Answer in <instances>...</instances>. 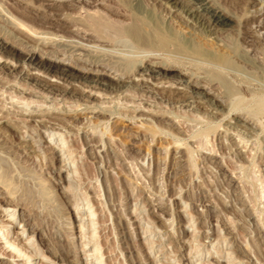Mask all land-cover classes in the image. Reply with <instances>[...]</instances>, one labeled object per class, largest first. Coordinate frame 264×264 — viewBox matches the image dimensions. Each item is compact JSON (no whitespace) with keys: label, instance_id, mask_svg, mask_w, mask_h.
<instances>
[{"label":"rangeland","instance_id":"1","mask_svg":"<svg viewBox=\"0 0 264 264\" xmlns=\"http://www.w3.org/2000/svg\"><path fill=\"white\" fill-rule=\"evenodd\" d=\"M53 1L48 0V3ZM210 2L219 5L229 16L228 25L216 34V40L222 44L219 47L213 45V40L206 45L205 39L197 34L198 29L192 28L190 21L178 10L172 9L166 16L169 8L163 0H105L106 5L98 7L108 14V18L123 23L131 22L139 13L140 17L151 19L150 23L161 21L164 28L173 30L178 41L182 40L180 44L197 43L205 53L219 58V53L231 55V66L224 68L197 61L200 57L195 54L172 52V46L168 52L160 51L165 58L182 59L181 64L184 62L185 67L180 66L187 70L192 81L205 74V78L213 81L212 94L208 92L210 88L194 87L185 89L181 95H173L164 88L172 83L171 80L169 84L168 81L158 83L146 74L144 78H148V82L139 86L142 69H134L132 61L141 58L143 49L125 34L113 35L104 50L93 53L85 51L92 47L74 42L80 37L72 31H60L65 35L66 43L58 46L66 57L62 55L63 61H53L52 55L43 57L44 68L32 64L30 67L36 69L28 70L30 67L23 64L24 53L20 49L13 51L14 56L5 52L0 58V175L9 173L10 176L4 177L8 178L16 197L10 205L2 206L6 208L1 212L5 216L0 225L9 222L5 229L9 234L6 238L2 235L4 229L0 230V251L4 253H0L1 264L6 261L43 264L42 253L49 258L50 264H264V108L260 109L264 103V40L261 38L264 34V0L258 4L252 0ZM56 3L64 6H46L43 0H0V36L13 38L14 32L6 17L11 13L39 30L48 28L37 20L36 15L60 18L70 28L81 22L77 20L80 19L78 5L66 1ZM25 5L31 15L25 14ZM85 7L94 9L96 6L86 4ZM109 10H119L126 15L120 16ZM174 18L179 21L174 20L176 26L169 23ZM82 19L87 20V17ZM258 21L263 26L257 25ZM188 22L190 24H186ZM254 27L259 29V40H252ZM144 30L148 31L147 28ZM121 39L123 44L118 42ZM79 53L84 58L89 55L91 60L102 59L100 61L107 66L110 64L109 67L126 69L135 75L120 80L112 79L110 76L115 73L111 71L97 75L82 73L79 67L85 63L79 60ZM48 62L54 63L49 72L45 70ZM127 62L131 63L126 65ZM14 63L15 67H11ZM121 63L123 67L120 68ZM62 66L68 68L71 77L58 76ZM32 72L50 80L56 89L37 86L27 78ZM178 76L182 74L175 69L166 79ZM97 78L107 85L97 84L94 88L93 80ZM85 80L90 82L88 87L85 82H78ZM153 82L158 83L160 93L149 86ZM163 84L161 88L159 85ZM175 84L184 87V83H172L171 87ZM215 85L223 89L215 88ZM66 87L81 89L79 96L59 93ZM220 89L235 93L229 98L231 102L215 104L217 100L212 95ZM232 98H235L234 102H241H238L239 108L243 106L248 111L241 108L242 111H238L235 106L238 103L234 104ZM257 105L260 111L256 110ZM134 112L136 116L129 118ZM238 114L254 117L258 124L261 123L260 127L244 129L242 122L232 120L238 118ZM7 118L17 128L3 122ZM105 126L108 131L103 134V139L95 136V147L85 144L84 136H89L93 128L101 131L100 128ZM23 131L24 140L20 138ZM234 141L240 143L236 145ZM212 146L214 148L208 150ZM11 213H14L13 222L8 221ZM22 228L25 232L20 236L19 246L29 254L33 253V257L25 254L10 256L7 241L15 240ZM238 248H241L237 254L239 259L234 253ZM36 251L37 256L34 255Z\"/></svg>","mask_w":264,"mask_h":264},{"label":"bare ground","instance_id":"2","mask_svg":"<svg viewBox=\"0 0 264 264\" xmlns=\"http://www.w3.org/2000/svg\"><path fill=\"white\" fill-rule=\"evenodd\" d=\"M47 1V3L45 2ZM59 2V1H66L68 4L70 5H78L79 8H80V11H78V14L75 12V15H73L75 18H76V15L77 16H80V19L77 18V20L81 21V22H78V24L74 25V28H70V25L66 24V22L64 21H61L59 20L60 18H57V17H52V16H49V15H36L35 14L33 16H35L37 18V20H39V22L41 24H46L48 29L46 30H39L37 27L33 26L32 24H29V23H26L24 20L16 17V16H13V15H8L6 16L8 18V26L10 27V29L14 32L13 34V38H9L7 36L5 37H1L0 36V49H2L3 51L1 52L0 51V58L3 57V55H5V52H8L10 53V55H13V51H15V49H20L24 54L22 55L23 56V64H26L27 66H31L32 64H35V66L39 65V66H42L43 67V57L47 58L49 55L51 56H54V59L53 61H56V60H62L63 57L62 55L65 56V53L62 51L63 49H60L58 45H62L63 43H66V39H64L65 35L64 34H61L59 33L60 31H72L74 33V35L76 34V36L80 37L78 38V40L74 41L73 38H71V43L72 41L74 42H78L81 44V46L85 47H92L93 49L91 48H85L87 50H90L91 52L93 53H96L98 52V50H104V47L105 46H108V44L111 42V37L115 34H125L124 36H127L129 37V40H130V37L136 42V44L139 46V48L143 49V55L141 56V58H137L138 60H136L135 62L132 61V64L134 65V69H139L141 68V78H140V82H139V86L142 85H146L145 83L148 82V78H144L145 74L148 76V77H152V78H155V81H157L158 83L160 82H165V81H168V84H169V81L171 80V82L174 84V83H184V87H178L177 84H175V86L171 87L172 86V83L166 87H164V84L163 85H159L161 88L164 87V88H167L168 91H170V93H172L173 95H177V94H180V93H183L185 89H188V88H196V87H202L204 90L210 88L212 85H213V81H210L208 80V78H205V74L204 76L202 77H198L196 78L197 80L195 81H192L190 77L187 76V70L184 69V65L181 64V60L179 61H176L174 59H170V58H165L162 54V52H160L161 50L164 52H168V49L172 46V52H183V53H188V56L189 54H195L197 56H199L200 60H197V61H203V62H208V63H211L213 64V66H217V67H226V66H231V60L229 57H232L231 55L228 56V54H220V58L219 57H215V56H212V55H208L207 53H205V51L201 48H199L200 46H198V44L196 43L195 45H183V44H180L182 42H179L178 39L175 37V33L173 34V30L172 31H168L166 28L163 27L161 21H153L150 23V21H152L151 19H147L146 18L144 19V17H140V15H134L133 18H132V21L129 22V23H123L122 21H118V20H115V19H111V18H108V14L100 11V7H98V5L102 4L104 5L105 4V0H55L53 2H50L48 3V0H43V4L46 5V6H53V7H60V6H64V4H61V3H56V2ZM28 2V1H27ZM252 2L254 4H258L260 3V0H252ZM119 3V2H118ZM163 3L164 5H166V7H168V11L166 14V16H169V11H171L172 9L173 10H178L182 16H184L187 21H190L192 28L195 27L196 30L198 29V32L197 34H199L201 37H203L206 41V45L209 44L210 45V40H213L214 43L213 45H215V47H219V46H222V44L219 42V40H216V34L220 32V29H224L227 25H228V21H229V16L228 14H226L224 11H222V9H220L219 5H215L213 4L212 2H210V0H163ZM28 4V3H27ZM86 4H93V6H96L94 9H87L85 7ZM3 5V4H2ZM106 5V4H105ZM262 5V3H261ZM109 6V5H108ZM123 6V5H121ZM177 6V7H176ZM55 8V9H56ZM91 8V7H90ZM119 8V7H118ZM117 8V9H118ZM125 8V7H124ZM25 14L27 15H31L30 14V9L28 8L27 5H25ZM54 9V10H55ZM72 9V8H71ZM75 9V8H74ZM107 9H110V8H107ZM116 9V8H115ZM133 9V8H132ZM7 10V9H5ZM60 10V9H59ZM134 10V9H133ZM137 10V9H136ZM135 10V11H136ZM8 11V10H7ZM74 11V10H73ZM72 11V13H74ZM109 11H112L114 13H117V14H120V16L122 15H126L125 13L119 11V10H109ZM108 11V12H109ZM123 11V10H122ZM251 11V10H250ZM61 12V11H60ZM63 12V11H62ZM106 12V11H105ZM131 12V11H130ZM83 13V15H81ZM132 13V12H131ZM255 13V12H254ZM53 14H55L53 12ZM64 14V12H63ZM143 14V13H142ZM115 15V14H114ZM112 15V16H114ZM3 16V15H2ZM1 16V17H2ZM164 16V15H163ZM250 16V15H249ZM83 17H87V20L86 19H82ZM4 18V16H3ZM150 18V17H149ZM166 20L169 19V17H165ZM173 18V17H172ZM73 19V18H72ZM82 19V20H81ZM131 19V17H130ZM4 20V19H3ZM124 20V19H123ZM150 20V21H149ZM174 20L175 18L173 19V21L170 19L169 23L170 24H173L174 26L177 25V23L175 24L174 23ZM74 21V20H73ZM72 21V22H73ZM176 22H179L177 21V19L175 20ZM75 22V23H76ZM125 22H128V21H125ZM173 22V23H171ZM183 22V21H182ZM185 22V20H184ZM2 23V22H1ZM71 23V22H70ZM189 22L186 23V24H190ZM7 24V22H6ZM74 24V23H73ZM5 25V24H4ZM168 25V24H167ZM172 25V26H173ZM180 25V24H179ZM182 25V24H181ZM260 27L263 26V24H259V21H258V24ZM7 26V25H6ZM45 26V25H44ZM72 26V25H71ZM252 26V25H251ZM182 27V26H181ZM257 27V26H256ZM144 28H147L148 31H145ZM194 28V29H195ZM8 29V28H7ZM169 29L171 30V27H169ZM179 29L181 30V28L179 27ZM193 29V32L195 31ZM264 29V27H263ZM179 30V31H180ZM192 31V29H191ZM258 31L259 29H256L255 27L252 29V40H255L258 39L259 40V34H258ZM184 32V31H183ZM181 32V33H183ZM12 33V32H11ZM10 33V34H11ZM179 33V32H178ZM180 34V33H179ZM190 34H192L190 32ZM220 34V33H219ZM7 35V34H6ZM193 35V34H192ZM196 35V34H195ZM73 36V35H72ZM184 36V34H183ZM189 36V35H188ZM220 36V35H218ZM262 36V35H261ZM123 37V36H122ZM199 37V36H198ZM115 38V37H114ZM117 38V37H116ZM120 38V37H119ZM124 38V37H123ZM263 40H264V34L263 36L261 37ZM75 39V38H74ZM80 39V40H79ZM184 39V37H183ZM201 39V38H200ZM69 40V38H68ZM116 40V39H115ZM114 40V44L116 43V41ZM262 40V41H263ZM70 41V40H69ZM123 41H125V39H123ZM84 42H90L93 44L89 45L87 43H84ZM98 42V43H97ZM118 42H120V44H123L121 43L122 42V39L121 41L119 40ZM130 42V41H129ZM185 42V41H184ZM131 43H133V41H131ZM131 43H129L128 45H130ZM203 43V42H202ZM113 44V43H111ZM110 44V45H111ZM134 44V45H136ZM125 45V44H124ZM136 45V46H137ZM212 45V43H211ZM75 46V45H74ZM115 46V45H114ZM120 46H123V45H120ZM132 46V44H131ZM129 47V48H132V47ZM136 46H134L136 48ZM198 46V47H197ZM231 46V45H230ZM73 47V46H72ZM76 47V46H75ZM118 47V45H117ZM125 47V46H124ZM122 47V49L124 48ZM138 48V47H137ZM226 48V47H225ZM248 48V47H247ZM6 49V51H5ZM79 49V47H78ZM80 49H83V48H80ZM129 50V49H128ZM229 50V49H228ZM129 51H132V50H129ZM133 51H134V48H133ZM170 51V50H169ZM233 51V49L231 50ZM66 52V51H65ZM79 52V51H78ZM81 52H83L81 50ZM88 52V51H87ZM125 52V51H124ZM128 52V51H127ZM230 53V51H228ZM75 53V52H74ZM103 53V52H102ZM106 54V52H104ZM103 53V54H104ZM109 53V52H108ZM141 53V52H140ZM69 54V53H68ZM110 54V53H109ZM176 54V53H175ZM180 54V53H179ZM235 54V53H233ZM67 55V54H66ZM76 55V54H75ZM81 53L78 54V58L79 60L81 61H84L85 65H82V67L80 66L79 69L82 73H94L95 75L97 74H105L106 71H111L113 73H115L113 76H110L112 77V79H115V78H118L120 80H123L125 79L126 77H130V75H135V72L132 73V72H129V71H125L126 69L124 70H121L123 67V64L121 63L122 66H120L121 69H117L118 67L113 68V67H109V65L107 66L106 64H104L102 61V59H99V60H91L88 56L89 55H86L87 57L84 58ZM101 55V54H100ZM107 55V54H106ZM113 55V54H112ZM129 55V54H128ZM173 55V54H171ZM185 55V54H184ZM195 55L193 57H195ZM208 55V56H207ZM14 56V55H13ZM39 56V57H38ZM41 56V57H40ZM94 56V55H92ZM97 56V55H95ZM99 56V55H98ZM115 55H113L114 57ZM236 55H234L235 57ZM66 57V56H65ZM69 57V56H68ZM67 57V58H68ZM107 57H109V55H107ZM107 57H104L107 58ZM125 57H129V56H125ZM132 57V56H131ZM169 57V56H168ZM77 58V57H76ZM89 58V59H87ZM101 58V56L99 57ZM163 58V60H162ZM165 58V59H164ZM177 58V57H176ZM196 58V57H195ZM194 58V59H195ZM236 58V57H235ZM239 58V57H238ZM71 59H73V56L71 57ZM123 59V58H121ZM126 59V58H125ZM179 59V58H178ZM197 59V58H196ZM195 59V60H196ZM38 60V61H37ZM51 60V59H50ZM191 60V59H190ZM193 60V59H192ZM37 61V62H36ZM45 61V60H44ZM63 61V60H62ZM106 61V60H105ZM186 61V60H185ZM47 62V60H46ZM187 62V61H186ZM190 62V61H189ZM188 62V64H190ZM191 62H194V61H191ZM70 63V62H69ZM128 63V62H127ZM131 63V62H130ZM130 63L126 64V65H129ZM196 63V62H195ZM200 63V62H199ZM48 66L45 68V70H48L51 71V67L54 65L53 62H48L47 63ZM71 64V63H70ZM116 61H115V63ZM187 64V63H186ZM194 64V63H192ZM191 64V65H192ZM197 64V63H196ZM202 64V63H201ZM206 64V63H205ZM76 65V64H75ZM115 65V66H116ZM120 65V64H118ZM184 66V67H181V66ZM199 65V64H198ZM197 65V66H198ZM38 66V67H39ZM114 66V65H112ZM114 66V67H115ZM181 68H180V67ZM187 66V65H186ZM206 66H208L206 64ZM205 66V67H206ZM11 67H15V63H14V66L11 65ZM188 67V66H187ZM198 67L201 68V66L199 65ZM209 67V66H208ZM207 67V68H208ZM22 68H24V65L22 66ZM36 69L35 67H30L28 70L30 69ZM131 69V67H130ZM175 69H178V73L179 74H182V76H178V77H170V78H167L166 77L168 76V74L170 73V71L172 70H175ZM210 69H212V67H210ZM232 69V68H231ZM67 70L68 68L67 67H63L62 66V71L59 72L58 76L62 75V77H71V74H68L67 73ZM192 70V69H191ZM194 70V68H193ZM196 70V69H195ZM25 73V71H23ZM197 72V71H196ZM200 72V71H199ZM132 73V74H131ZM189 73V72H188ZM205 73V72H204ZM28 74V71L27 73ZM207 74V73H206ZM32 76L30 77H27L28 79H31V81H34L35 84L37 86H40V87H45L46 88H51V89H56V86L49 82L50 80L48 79H45L43 78L42 76H39L37 73H31ZM184 75V76H183ZM186 75V76H185ZM59 76V77H60ZM210 76V75H209ZM61 77V78H62ZM134 77V76H132ZM174 78V79H173ZM203 79V80H202ZM67 80V79H66ZM241 80V79H240ZM96 84L93 86L94 88L98 87L97 84H102V85H107V83H104V82H101V81H98V78L97 79H94L93 80ZM125 81V80H124ZM129 80H127L126 83H128ZM137 81V80H136ZM136 81H133V82H136ZM139 81V80H138ZM220 81V80H219ZM78 82H85V86L88 87V81L85 80V81H78ZM72 83V82H71ZM125 83V84H126ZM155 82H153L152 84H150L149 86L152 87L153 91L154 90H158L159 92V89H158V83L154 84ZM217 83V82H216ZM243 83V82H242ZM247 83V82H246ZM240 84V83H239ZM109 85V84H108ZM114 85V83H113ZM219 85V84H218ZM217 85V87H218ZM238 85V84H237ZM243 85V84H241ZM222 86V85H221ZM239 86V85H238ZM215 88L216 85L214 86ZM213 87V88H214ZM60 88V87H59ZM113 88V87H111ZM180 88H183L182 90ZM214 88V89H215ZM218 88H221V87H218ZM115 89V88H114ZM223 89V88H221ZM221 89L220 91H218V93H214L212 96L217 100L216 101V105L217 103H219V105H223V103H228L232 97V95L234 94H230V93H225V92H221ZM226 89V87H225ZM235 89V88H234ZM243 89V88H241ZM247 89V88H246ZM80 90L81 89H77V88H74V87H66L65 89H62V90H59L60 92L59 93H72V95H75V96H79L80 94ZM142 90V89H140ZM144 90V89H143ZM166 90V91H167ZM216 90V89H215ZM229 91H233V89H228ZM145 91V90H144ZM166 91H164L165 93H167ZM223 91V90H222ZM240 91V90H239ZM119 92V91H117ZM163 92V91H162ZM209 93L211 92H214L212 91V89L210 88L208 90ZM234 92V91H233ZM238 92V91H237ZM236 92V93H237ZM160 93V92H159ZM251 93V92H250ZM249 93V94H250ZM91 94V93H89ZM212 94V93H211ZM241 94V93H240ZM59 95V94H58ZM116 95V94H115ZM181 95V94H180ZM263 95V94H262ZM89 96V95H88ZM231 96V97H230ZM239 97H241L240 95H238ZM238 96L236 97L237 99H241L242 98H238ZM182 97V96H181ZM184 97V96H183ZM187 97V96H186ZM212 97V98H213ZM263 96H261L262 98ZM174 98V97H173ZM258 98V97H257ZM260 98V99H261ZM235 99V98H234ZM234 99L232 98V101L234 102ZM259 99V98H258ZM172 100V99H171ZM174 100V99H173ZM229 100V101H228ZM237 101V100H236ZM234 102L235 103H238L240 102L238 100V102ZM82 102V101H81ZM185 102V101H184ZM215 102V101H214ZM231 102V101H230ZM242 102V101H241ZM240 102V103H241ZM87 103V102H86ZM240 103H238L237 105L235 104V106L238 107V105H240ZM84 104V103H83ZM194 104V103H193ZM230 104H233V103H230ZM78 105V104H77ZM6 106V105H5ZM262 106V107H261ZM7 107V106H6ZM188 107V106H187ZM225 107V106H224ZM234 107V106H233ZM243 107V106H242ZM240 107L241 109H244L245 108H242ZM245 107V106H244ZM258 105L256 107V110L258 109ZM260 109H263L264 108V103H262L260 105ZM98 108V107H97ZM136 108V107H135ZM135 108H132L133 110H135ZM189 108V107H188ZM215 108V107H214ZM226 108V107H225ZM239 108V107H238ZM239 110L238 111H242V110ZM27 109V108H26ZM255 109V108H254ZM260 109H258L260 111ZM35 110V109H34ZM48 110V109H47ZM231 110V109H230ZM246 111H248L247 109H245ZM255 110V111H256ZM1 111V110H0ZM9 111V110H8ZM93 111V110H92ZM236 111V110H235ZM234 111V113H235ZM99 113H102L101 111H97ZM110 112V110H109ZM233 112V110H232ZM237 112V111H236ZM245 112V111H244ZM243 112V113H244ZM209 113V112H208ZM226 113V112H225ZM251 112H248L247 114H250ZM257 113V112H256ZM255 113V114H256ZM260 113V112H259ZM115 114V113H113ZM117 114V112H116ZM115 114V115H116ZM125 116H128V113L126 114V112L124 113ZM121 113V115H124ZM252 114V113H251ZM254 114V113H253ZM252 114V115H253ZM111 115V114H110ZM120 115V116H121ZM131 114H129L130 116ZM223 115V114H222ZM119 116V117H120ZM135 115V112L129 117V118H133ZM224 116V115H223ZM255 116V115H254ZM257 116V115H256ZM255 116V117H256ZM7 117V115L5 116ZM13 117V116H12ZM177 117V116H176ZM228 117V116H227ZM238 118H235L233 117L232 120L236 121V122H242L241 124L244 126V129L245 127L250 129V130H254V129H257L258 125H261V123L258 124V121L254 119V117H250V116H246V115H237ZM44 118V117H43ZM136 118V117H135ZM237 119H239L237 121ZM20 120V119H19ZM49 120V119H48ZM54 120V119H53ZM51 121V120H50ZM107 121V119H106ZM229 121V120H228ZM231 121V120H230ZM2 122V121H0ZM3 122H8L7 124H10L12 126H14L15 128H17V125H15V123H13V121H11L10 118H7L6 120H4ZM16 122V121H15ZM99 122V121H98ZM263 122V121H261ZM104 123V122H103ZM102 123V124H103ZM264 124V123H263ZM52 125V124H51ZM6 126V125H4ZM19 126V125H18ZM97 126V125H96ZM102 126V125H101ZM94 127V125L92 126ZM99 127V126H98ZM107 127L105 126V128L102 129V127L100 128L101 131H99V129L97 128H93L89 134V136H84V138L86 139V143L85 144H89L90 143V146H94L97 144L96 140L95 139V136L97 137V135L102 138L103 134H105L106 132V129ZM14 129V128H13ZM65 129V128H64ZM79 129V128H78ZM91 129V128H90ZM98 131H96V130ZM228 129V128H227ZM235 129H237L235 127ZM261 129V128H260ZM231 130V129H230ZM17 131V129H16ZM25 131V130H24ZM22 132V135L20 136V138L23 140L25 139L23 136L25 132ZM108 131V130H107ZM226 131V129H225ZM263 131V129H262ZM77 132V131H76ZM235 132V131H234ZM85 133V132H84ZM97 133V134H96ZM109 133H110V130H109ZM155 133V132H153ZM240 133V132H239ZM248 133V132H247ZM246 133V134H247ZM261 133V132H260ZM61 134V133H60ZM211 135V134H210ZM238 135V134H236ZM245 135V134H244ZM107 136V135H106ZM203 136V135H202ZM110 137V136H109ZM237 137V136H236ZM19 138V139H20ZM176 138V137H175ZM174 138V139H175ZM208 138V137H207ZM103 139V138H102ZM101 139V140H102ZM177 139V138H176ZM175 139V140H176ZM241 139V138H240ZM174 140V141H175ZM178 140V139H177ZM180 140V138H179ZM183 140V139H181ZM227 140V139H226ZM100 141V140H99ZM211 142H213L212 140H210ZM245 141H247L245 139ZM178 143H180L179 141H177ZM199 141H197L198 143ZM26 143V142H25ZM103 143V142H101ZM100 143V144H101ZM182 143V142H181ZM208 143V142H207ZM234 143L236 145H238L240 143V141H237ZM247 143V142H246ZM99 144V143H98ZM184 144V143H183ZM203 144V143H202ZM210 144V143H209ZM212 144V143H211ZM180 145V144H179ZM213 145V144H212ZM30 146V145H29ZM105 146V145H104ZM210 146V145H209ZM228 146V145H227ZM243 147H245L246 145L245 144H242ZM6 147V146H5ZM214 148V146H212L211 148H208V150L210 149V151ZM25 149V148H24ZM34 149V148H33ZM51 149V148H50ZM72 149V148H71ZM95 149V148H93ZM92 149V152L94 151ZM234 149V148H233ZM241 150V149H240ZM254 150V149H253ZM2 151V150H0ZM24 151V150H23ZM73 151V150H72ZM18 153V152H17ZM16 153V154H17ZM73 153V152H72ZM88 153V152H87ZM216 153V152H215ZM239 153V152H238ZM29 154V153H28ZM20 155V154H19ZM104 156V155H103ZM22 157V156H21ZM27 157V156H26ZM31 157V156H30ZM18 158V157H17ZM233 159V157H231ZM15 159V158H14ZM224 159V158H223ZM209 160V159H208ZM74 161V160H72ZM230 161V160H229ZM21 162V161H20ZM192 162V161H191ZM224 162V161H222ZM9 163V162H7ZM230 163V162H229ZM3 164V163H1ZM133 165V164H132ZM131 165V166H132ZM135 165V164H134ZM5 166V164H4ZM253 166V165H252ZM61 167V166H60ZM136 167V166H135ZM240 167V166H239ZM82 168V167H81ZM99 168V167H98ZM231 168V167H229ZM236 169V168H234ZM238 169V168H237ZM236 169V170H237ZM15 170V169H13ZM84 170V168H83ZM133 170V168H132ZM80 171V170H79ZM86 171V170H85ZM5 172V171H4ZM8 171H6L7 173ZM1 173V172H0ZM11 173V172H10ZM4 176H10L9 173L7 175L4 174ZM3 175H0V188H1V194H4V195H1L0 196V199H1V202H0V221L4 218L5 215L2 216L1 212H4V207H2L3 205H10L11 202L13 201L12 199L16 198L14 197V191L11 189L13 187L10 186V183L7 182V179L6 177H4ZM238 176H240V174H238ZM248 176V175H247ZM88 179V178H87ZM138 179V178H137ZM140 179V178H139ZM145 181V180H144ZM153 181V180H152ZM84 182V181H83ZM12 183V182H11ZM91 183V182H90ZM145 183V182H144ZM13 184V183H12ZM39 184V183H38ZM81 184V183H79ZM239 184V183H238ZM245 184V182H244ZM15 185V184H13ZM94 185V184H93ZM82 186V185H81ZM88 186V185H87ZM11 187V188H10ZM5 188V189H4ZM87 188V187H86ZM99 188V187H98ZM145 188V187H144ZM4 190V191H3ZM100 190V189H99ZM98 190V191H99ZM251 190V189H250ZM86 191V190H85ZM88 191V190H87ZM247 191V190H245ZM100 192V191H99ZM19 193V192H18ZM87 193V192H86ZM141 193V192H140ZM101 194V193H100ZM88 195V194H87ZM89 196V195H88ZM14 197V198H13ZM159 198V197H158ZM16 202V201H15ZM21 202V201H20ZM252 203V202H251ZM253 205V204H252ZM91 206V205H90ZM249 206V205H248ZM9 208V206H8ZM90 208V207H89ZM8 210V209H7ZM9 213V212H8ZM7 213V214H8ZM139 213V212H138ZM6 214V215H7ZM258 214V212H257ZM14 215V213H11L10 214V218L8 219V221L10 222H13L12 220V216ZM260 216V214H259ZM23 218V217H22ZM21 218V219H22ZM258 218V217H257ZM191 220V219H190ZM23 221V220H22ZM262 221V220H261ZM26 222V221H25ZM234 222V221H233ZM1 223V222H0ZM9 223V222H7ZM7 223L5 222H2V224L0 225V230L4 229L2 235L5 236L6 235V238L8 237L7 235L9 234V230H6L5 232V229L8 228L7 227ZM22 224V223H21ZM27 224V222H26ZM20 226V225H19ZM83 228V227H82ZM85 230V229H84ZM25 232V228L21 229V231H18V237L16 236L15 237V240H8L7 241V244L9 243V247H10V251L12 253V255L10 256H20V255H29V256H32L33 257V253L32 254H29V252H26V250L24 249L23 250V246H19V242L21 240V237L22 234H24ZM258 234H259V231H257ZM261 232V230H260ZM82 233V232H81ZM83 234V233H82ZM84 236H86V234L84 233ZM88 236V235H87ZM246 237V236H245ZM261 237H263V233L262 235H260V237L258 238L259 240H261ZM1 238V237H0ZM85 238V237H84ZM89 238V237H88ZM256 241V240H255ZM264 241V240H263ZM30 242V241H28ZM99 243V242H98ZM6 244V243H5ZM25 244V243H24ZM33 243H31L32 245ZM95 244H97L95 242ZM30 246V244H28ZM34 245V244H33ZM83 246V245H82ZM98 246V245H97ZM212 246V245H211ZM210 246V247H211ZM26 247V245H25ZM96 247V246H95ZM29 248V247H28ZM216 248V247H214ZM213 248V249H214ZM5 249V248H4ZM210 249V248H209ZM219 248H217L218 250ZM233 249V248H232ZM97 250V249H95ZM216 250V251H217ZM244 250V249H242ZM24 251V253L22 252ZM39 251V250H38ZM241 251V248H238V249H234V253L236 254V257H238L239 259V256H237V254H239V252ZM254 251V250H253ZM96 252V251H95ZM1 255L3 253V251H0ZM35 253V252H34ZM215 253V252H214ZM219 253V252H218ZM254 253V252H252ZM4 254V253H3ZM39 254V253H38ZM37 254V251H36V254L34 255H38ZM95 254V253H93ZM4 256V255H3ZM42 262H45L47 264H50L48 261L49 258H47L45 256L44 253H42ZM213 257V255H212ZM86 258V257H85ZM215 259V257H214ZM234 259V257H233ZM257 259V257H256ZM216 260L218 261V258H216ZM53 261V260H52ZM43 263V264H45ZM52 263H55V262H51ZM260 263V262H259ZM0 264H1V261H0ZM4 264H12V263H9V262H5Z\"/></svg>","mask_w":264,"mask_h":264}]
</instances>
